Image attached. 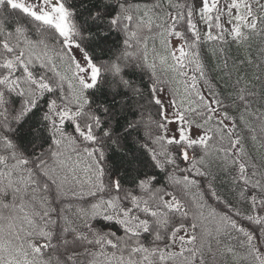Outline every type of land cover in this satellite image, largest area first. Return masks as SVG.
I'll list each match as a JSON object with an SVG mask.
<instances>
[{
	"label": "snow or ice",
	"instance_id": "snow-or-ice-1",
	"mask_svg": "<svg viewBox=\"0 0 264 264\" xmlns=\"http://www.w3.org/2000/svg\"><path fill=\"white\" fill-rule=\"evenodd\" d=\"M0 264H264V0H0Z\"/></svg>",
	"mask_w": 264,
	"mask_h": 264
}]
</instances>
